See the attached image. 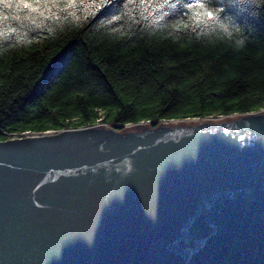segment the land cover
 Masks as SVG:
<instances>
[{"label": "water", "instance_id": "water-1", "mask_svg": "<svg viewBox=\"0 0 264 264\" xmlns=\"http://www.w3.org/2000/svg\"><path fill=\"white\" fill-rule=\"evenodd\" d=\"M0 264H264V110L0 140Z\"/></svg>", "mask_w": 264, "mask_h": 264}, {"label": "trees", "instance_id": "trees-1", "mask_svg": "<svg viewBox=\"0 0 264 264\" xmlns=\"http://www.w3.org/2000/svg\"><path fill=\"white\" fill-rule=\"evenodd\" d=\"M194 3L0 4V140L264 110V0Z\"/></svg>", "mask_w": 264, "mask_h": 264}, {"label": "snow or ice", "instance_id": "snow-or-ice-1", "mask_svg": "<svg viewBox=\"0 0 264 264\" xmlns=\"http://www.w3.org/2000/svg\"><path fill=\"white\" fill-rule=\"evenodd\" d=\"M34 2L35 3H39L41 2V0H0V4H3V6L5 8H12L13 6L17 7V8H22V9H32L33 11H36V8L34 7ZM46 2V0H45ZM110 0H95V3L102 7L105 4L109 3ZM204 3L203 0H196V3L194 4H189L187 5L188 8H196V7H203ZM200 13L197 12L196 15L193 17V19L195 21H199L200 18ZM204 15L208 16V17H212L213 13L212 12H206L204 13ZM8 17L7 16H0V22L7 20ZM18 19V17H17ZM185 28L188 27L187 24L184 25ZM11 31H15V29H12Z\"/></svg>", "mask_w": 264, "mask_h": 264}, {"label": "rangeland", "instance_id": "rangeland-1", "mask_svg": "<svg viewBox=\"0 0 264 264\" xmlns=\"http://www.w3.org/2000/svg\"><path fill=\"white\" fill-rule=\"evenodd\" d=\"M186 121H190V119L189 120H186ZM167 122H169V121H167ZM170 122H172V121H170ZM130 126H133V125H129V126H126V127H130ZM54 133H56V132L54 131ZM42 134H52V133L51 132H46V133H42Z\"/></svg>", "mask_w": 264, "mask_h": 264}, {"label": "bare ground", "instance_id": "bare-ground-1", "mask_svg": "<svg viewBox=\"0 0 264 264\" xmlns=\"http://www.w3.org/2000/svg\"><path fill=\"white\" fill-rule=\"evenodd\" d=\"M164 122H167V121H164ZM170 122V121H169ZM141 123H147V122H141ZM139 124V123H138ZM105 125H107V124H105ZM81 128V127H80ZM125 128V127H124ZM124 128H122V129H124ZM69 129H72V128H69ZM58 132V131H57ZM51 133L53 134L54 133V131H51ZM29 135H32V134H29ZM25 136H27V135H25Z\"/></svg>", "mask_w": 264, "mask_h": 264}]
</instances>
